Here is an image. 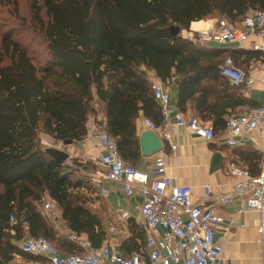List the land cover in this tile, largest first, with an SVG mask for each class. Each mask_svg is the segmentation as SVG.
Instances as JSON below:
<instances>
[{"label": "trees", "instance_id": "obj_1", "mask_svg": "<svg viewBox=\"0 0 264 264\" xmlns=\"http://www.w3.org/2000/svg\"><path fill=\"white\" fill-rule=\"evenodd\" d=\"M30 8L43 58L0 38V264L15 257L40 259L19 250L25 235L59 249L60 239L36 209L42 196L58 206L71 232L100 245L103 228L86 202L91 186L44 155L48 147L42 137L78 142L86 135L87 119L100 114L122 163L135 169L140 160L136 119L141 115L160 124L147 71L162 84L177 80L178 113L196 117L213 134L222 131L225 118L245 102L218 66L229 57L243 69L260 55L192 43L173 37L170 27L188 30L214 16L238 22L264 10V0H34ZM258 158L240 154L250 176L257 175ZM127 224L132 233L120 244L124 256L139 251L141 236L135 224ZM64 244L66 255L79 253L75 245Z\"/></svg>", "mask_w": 264, "mask_h": 264}, {"label": "built area", "instance_id": "obj_2", "mask_svg": "<svg viewBox=\"0 0 264 264\" xmlns=\"http://www.w3.org/2000/svg\"><path fill=\"white\" fill-rule=\"evenodd\" d=\"M177 35L202 46L235 45L242 49L246 44L248 51H255L264 59V10L253 11L238 22L224 18L195 21L188 30H179ZM218 71L232 87L249 88L253 83L250 71L236 66L229 57L222 60ZM151 95L159 107L160 124L156 126L146 118H142L141 124L157 134L162 146L171 152L175 150L168 132L171 121L199 139L213 140L211 127L194 116L184 117L178 113L169 105L168 94L160 85L152 86ZM255 129L264 130V101L245 110H236L225 118L222 133L226 146H238V140ZM96 139L103 148L99 164L105 168L104 181L120 185L126 197L132 195L134 185L140 187L143 201L138 214L145 234V254L132 252L124 256L107 244L94 247L81 235L70 233L69 240L79 253L59 256L45 239L27 237L19 242V250L40 259L32 261L17 257L10 264H220L222 247L215 240L217 229L227 232L242 228V225L231 218H222L212 204L193 203L191 189L172 184L164 174L161 160L156 159L152 167L138 171L124 166L114 140L104 130L96 134ZM226 170L229 176L243 180L235 181L229 193L217 195L213 202L228 204L236 199L240 202V212H256L257 240L264 243V159L256 176H250L245 168L233 162L228 163ZM203 192L207 199L210 189L203 187ZM100 193L105 195V190L100 189ZM37 204L41 205L44 218L50 215L49 203ZM123 217L125 214L120 215ZM8 222L14 225L15 218L10 216Z\"/></svg>", "mask_w": 264, "mask_h": 264}, {"label": "crops", "instance_id": "obj_3", "mask_svg": "<svg viewBox=\"0 0 264 264\" xmlns=\"http://www.w3.org/2000/svg\"><path fill=\"white\" fill-rule=\"evenodd\" d=\"M242 49L247 50L246 44L242 46ZM243 67L244 70L250 71L253 83L249 88H236V93L242 97L245 103L234 108L232 112L257 106L264 101V59L258 56L257 59L248 61ZM147 75L150 81L152 79V84L160 85L161 89L168 94L169 105L175 108L173 77L171 84H162L151 71H147ZM95 106L99 107L97 103ZM141 121L142 116L139 115L135 121L137 135L144 129ZM85 130L86 135L82 140L72 142L66 147L68 154L66 161L68 163L71 160H78L80 166L76 178L88 182L91 186L90 190L92 191L86 194V202L91 213L98 215L103 228L104 239L100 245L107 244L123 255L120 244L132 233L127 224L128 221H131L141 230L140 246L137 252L145 254L147 250L145 234L138 214V209L143 201L140 187L134 185L132 195L126 197L120 185L104 181L105 168L99 164L103 148L96 139V134L103 130L102 116L97 114L89 117L85 123ZM168 132L175 150L171 152L164 145L160 152L149 158L140 156V160L135 164V169L145 171L153 166L156 159L161 160L164 174L171 179L172 184L188 186L191 189L190 198L193 203L212 204L222 218H231L242 225V228L231 229L227 232L217 229L215 240L222 247L220 264H264V243L258 242L256 232L258 214L254 211L240 212V202L236 199L228 204L213 202V198L217 195L229 193L231 185L235 181L243 180L241 177L229 176L226 170L228 163L231 162L245 168L240 161L241 153L242 157L248 153L258 155L255 170H257V174L259 173L260 164L264 159V130H253L249 135L238 140V146L234 148L226 146L222 131L214 133L212 141H205L193 136L186 129L173 125L171 121ZM47 147L61 148L59 143H49ZM214 154H218L221 165L219 169L212 171L211 160ZM203 187L210 189L207 199L204 197ZM100 189L105 190V195L100 193ZM39 203H49L52 208L50 215L45 217L46 222L51 227L55 238L60 239V243L57 244L59 256H65L67 247L64 242H70L69 236L73 232L65 226L60 217L58 206L47 196H42ZM36 209L42 214L40 204L36 205ZM121 214H125V217L120 218ZM79 235L87 239L84 234ZM27 237L29 236L25 235L23 239ZM70 243L72 244V242Z\"/></svg>", "mask_w": 264, "mask_h": 264}, {"label": "rangeland", "instance_id": "obj_4", "mask_svg": "<svg viewBox=\"0 0 264 264\" xmlns=\"http://www.w3.org/2000/svg\"><path fill=\"white\" fill-rule=\"evenodd\" d=\"M34 0H0V38L7 37L8 40L17 43L22 47L25 52L34 59L37 57L43 58V42L38 35L36 24L32 22V15L30 7ZM43 18L42 13L40 14ZM219 17L214 16L209 19H217ZM207 47L220 48V49H234L235 45H214L208 44ZM152 81V79H151ZM44 147H47L49 143L53 144L46 137H42ZM60 145V143H59ZM60 149L66 151L60 145ZM69 161V160H68ZM75 160L74 164L67 161L64 163L68 167V171L77 176L79 164Z\"/></svg>", "mask_w": 264, "mask_h": 264}, {"label": "water", "instance_id": "obj_5", "mask_svg": "<svg viewBox=\"0 0 264 264\" xmlns=\"http://www.w3.org/2000/svg\"><path fill=\"white\" fill-rule=\"evenodd\" d=\"M170 31L171 35L175 37L178 34L179 29L176 26H171ZM173 83L175 85L177 83V80H174ZM71 144L72 141L70 140L62 141L60 143L63 148H66ZM138 148L139 154L142 158H149L160 152L163 146L162 142L155 132L144 128L138 134ZM42 152L58 165H62L68 158V154L66 153L65 149L61 150L58 148H46ZM211 165L213 166L212 171L220 168L221 164L218 154H214L212 156Z\"/></svg>", "mask_w": 264, "mask_h": 264}]
</instances>
